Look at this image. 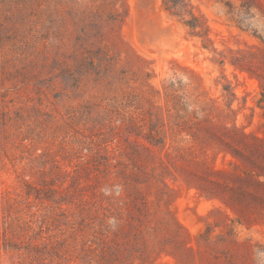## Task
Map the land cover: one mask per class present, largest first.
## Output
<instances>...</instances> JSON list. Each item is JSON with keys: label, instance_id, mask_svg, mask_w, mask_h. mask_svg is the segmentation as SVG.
<instances>
[{"label": "rangeland", "instance_id": "obj_1", "mask_svg": "<svg viewBox=\"0 0 264 264\" xmlns=\"http://www.w3.org/2000/svg\"><path fill=\"white\" fill-rule=\"evenodd\" d=\"M0 264H264V0H0Z\"/></svg>", "mask_w": 264, "mask_h": 264}, {"label": "trees", "instance_id": "obj_2", "mask_svg": "<svg viewBox=\"0 0 264 264\" xmlns=\"http://www.w3.org/2000/svg\"><path fill=\"white\" fill-rule=\"evenodd\" d=\"M171 1L176 2L177 0H171ZM188 25L195 27V25L192 24L191 22H188Z\"/></svg>", "mask_w": 264, "mask_h": 264}]
</instances>
